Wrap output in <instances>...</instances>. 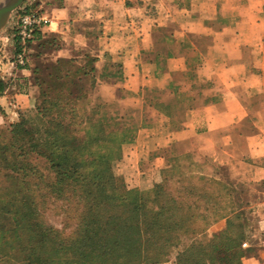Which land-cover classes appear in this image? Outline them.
<instances>
[{"label": "rangeland", "instance_id": "1", "mask_svg": "<svg viewBox=\"0 0 264 264\" xmlns=\"http://www.w3.org/2000/svg\"><path fill=\"white\" fill-rule=\"evenodd\" d=\"M61 2L36 0L34 6L48 13L51 19L53 7L59 6ZM29 3L26 0L25 5L15 10L0 32V117L5 122L0 125V204L10 203L8 208L13 211L7 212L3 205L0 207V237H4L2 240L0 238V246L17 248L13 256L8 255L4 260L0 258V264H27L18 253V246L24 247L29 240L37 246L38 237L29 239L24 228H18L14 215L18 208L24 211L21 203L23 197L28 195L36 200L42 227L54 229L60 239L66 240L68 244L80 236L83 213L89 201L81 195L61 196L53 191L57 174L52 160L66 162L71 167L79 164L83 173L101 181L103 188L114 196L115 203L123 205L136 193H152L162 181V169L169 165V159L184 157V170L188 171L186 166L191 164V171L194 170L198 176L217 174L216 169L221 168L225 174L221 172L217 178L234 189L231 195L222 200L229 207L232 205L233 214L239 215L234 217L235 232L242 229L245 232V243H248L246 247L243 245L245 251L256 246L254 235L264 227V182H255L245 165L237 161L224 159L213 162L204 154L196 152L177 154L180 153L179 144L170 143L167 146L165 142L159 143L158 136L161 137L167 127L153 126L161 110L157 94L150 92V98L155 96L151 99L153 103L144 106L126 95L124 90L118 91L116 101L103 99L99 96L96 73L90 71L93 63H89L88 68L85 64L92 55L82 49L70 53L78 57L72 58L77 62L73 71L86 67L90 75L81 78L53 76L55 68L59 66V59H67L56 58L60 50L67 46V40L64 34L50 32H45L44 37L31 46L27 65L33 71L31 89L29 80H26L28 78L18 73L21 67L17 63L13 64V57L17 53L14 27ZM37 66L40 71L34 73ZM165 106L169 107L167 104ZM169 113H173L171 107ZM19 123L22 131L12 133V127ZM174 127L177 128V125ZM148 135L151 139L155 137V140L149 141ZM47 142L52 145L53 156L46 155L50 153ZM20 167L22 170L18 174L15 169ZM32 170L36 174L26 177L25 174ZM24 177L30 181V186ZM195 184L201 187L203 182L195 177ZM167 187L180 198L177 178L175 181L170 180ZM204 225L199 222L196 229L203 230ZM225 228L226 224L221 220L211 223L206 235L212 236ZM15 230H19L20 234L15 233ZM32 235H36V232L33 231ZM19 237L22 238L21 242H18ZM190 239V236H182L180 246L173 247L165 256L167 261L153 263L146 259H152L153 253H138L130 262L162 264L174 260L178 263L177 252L190 243ZM64 248L67 249L60 248L63 258L74 259L75 248L71 245H64Z\"/></svg>", "mask_w": 264, "mask_h": 264}, {"label": "crops", "instance_id": "2", "mask_svg": "<svg viewBox=\"0 0 264 264\" xmlns=\"http://www.w3.org/2000/svg\"><path fill=\"white\" fill-rule=\"evenodd\" d=\"M61 1L44 28L67 40L56 58L91 53L103 99L124 90L144 106L154 92L171 107L153 123L167 127L159 143L237 161L264 182V0ZM18 73L32 89L33 71ZM254 237L244 264H264V227Z\"/></svg>", "mask_w": 264, "mask_h": 264}, {"label": "trees", "instance_id": "3", "mask_svg": "<svg viewBox=\"0 0 264 264\" xmlns=\"http://www.w3.org/2000/svg\"><path fill=\"white\" fill-rule=\"evenodd\" d=\"M44 34V29L37 30L30 47L39 42ZM48 43H43L42 46ZM16 46L19 53L20 48L17 44ZM94 62L95 58L89 56L85 63L87 68L89 63H93L90 69L92 73L95 72ZM76 64L75 59H59V66L55 68L53 76L81 78L90 75L91 72L86 67L73 71ZM38 71L40 68L37 66L34 73ZM159 107L160 111L170 114L168 106ZM21 131L20 123L12 127L14 134ZM97 139L101 140L100 137ZM46 146L50 151L46 155L53 156L52 145L47 142ZM183 160L184 157L169 159V165L162 169V181L155 186L152 193H136L132 199H127L125 205L115 203L114 196L103 188L101 181L83 173L79 164L71 167L66 162L52 160L57 174L53 191L61 196L81 195L89 201L83 213L80 236L68 244L66 240L60 239L54 229L42 227L38 219L36 200L28 195L22 199L24 211L18 208L14 215L18 228H24L23 231L29 234V239L35 240L38 237L37 246L34 241L29 240L24 247L18 246V253L27 264H131V258L138 253H153L152 259H146L159 263L167 261L165 256L173 247H179L182 236L187 235L191 241L177 252V264H244L245 232L243 229L235 232L234 217L239 215L233 214L232 205L229 207L222 200L223 197L231 195L234 189L217 178V174L223 172L221 168L216 169L217 174L198 176L194 170L191 171V164L186 166L190 171L184 170ZM21 170V167L15 169L18 174ZM35 174L32 170L25 176ZM195 177L202 180L201 187L195 184ZM175 178L180 184V198L167 187V183L170 180L175 181ZM24 180L30 186V181L25 177ZM2 205L7 212H13L8 208L10 203H2L0 207ZM223 219H226V228L223 231L212 236L206 235L211 223ZM199 222L206 225L203 230L196 229ZM33 231L36 235H32ZM14 232L20 234L19 230ZM0 238L2 240L3 235ZM21 241L22 238L19 237L18 242ZM64 245L75 248L74 259L63 258L61 249H67ZM16 250L14 246L9 249L0 246V258L4 260L8 255L13 256Z\"/></svg>", "mask_w": 264, "mask_h": 264}, {"label": "built area", "instance_id": "4", "mask_svg": "<svg viewBox=\"0 0 264 264\" xmlns=\"http://www.w3.org/2000/svg\"><path fill=\"white\" fill-rule=\"evenodd\" d=\"M28 2L30 3L23 10V15L19 18L16 27H14L13 34L14 40L16 39L17 41L15 45L17 44L20 48L19 53H16L13 57L15 61L13 64L17 63V66L23 69L27 68L29 62V53L31 52L29 44L35 32L37 30H43L51 24L48 13L35 7L36 0H28ZM243 245L246 247L248 243H244Z\"/></svg>", "mask_w": 264, "mask_h": 264}, {"label": "water", "instance_id": "5", "mask_svg": "<svg viewBox=\"0 0 264 264\" xmlns=\"http://www.w3.org/2000/svg\"><path fill=\"white\" fill-rule=\"evenodd\" d=\"M26 0H0V32L6 27L11 15L21 7Z\"/></svg>", "mask_w": 264, "mask_h": 264}]
</instances>
